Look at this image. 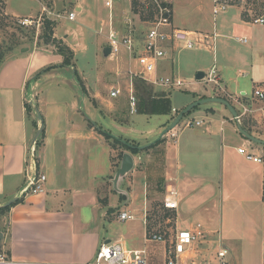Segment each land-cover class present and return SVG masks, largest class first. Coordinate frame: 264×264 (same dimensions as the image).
<instances>
[{
	"label": "crops",
	"instance_id": "1",
	"mask_svg": "<svg viewBox=\"0 0 264 264\" xmlns=\"http://www.w3.org/2000/svg\"><path fill=\"white\" fill-rule=\"evenodd\" d=\"M74 10H82L79 3ZM238 18L245 22L239 11ZM172 22L179 27L173 14ZM259 29L252 37L244 35L247 42H252L250 51L255 52L257 65L249 62L235 75L238 78L245 74L250 81H236L229 89L219 70L218 87L202 79H181L184 84L180 89L192 87L186 90L188 98L180 100V106H173L175 110L199 98L218 96L227 99L240 113L235 99L242 92L241 100L254 112L242 115L238 121L248 133L264 140V122L256 110L259 103L250 97L256 84L264 82V27ZM202 47L214 52V47ZM34 48L19 49L0 64V207L17 198L0 211L2 253L29 262L77 264L92 260L103 242L120 241L128 249L145 248L149 264H163L164 244L146 241V234L169 236L173 233L170 223L180 229L201 222L206 236L197 242L194 254H188L183 264H216L214 253L219 242L228 247L227 264H264V164L249 161L238 152V148L245 147L264 155V145L240 133L223 104L198 106L192 119L182 118L180 127L139 154L113 149L99 130L129 139L138 127L145 129L146 118L101 115L97 110L101 106L88 102L80 87L76 91L77 85L69 77L73 70L62 65V58ZM182 49L185 48L167 53L158 64V74L168 75L163 74V62ZM213 65L216 66L215 58ZM46 67L49 68L38 73ZM85 72L82 75L87 78ZM95 73H89V78H97L98 72ZM30 101L43 118L44 134L39 144L32 143L40 122L35 112L26 107ZM82 104L85 110L80 109ZM188 120L202 122L188 127ZM171 121L165 114L160 126L149 127L152 137L141 145L158 137ZM118 150L132 155L133 166L114 182L121 162L116 157ZM179 157L178 207L167 209L163 206L165 193L172 188L178 193L179 183L173 170ZM220 166L228 171L233 189H241L223 200L210 195L209 189L211 173L215 174ZM210 171L208 177L202 174ZM35 173L46 176L45 192L23 193L27 178ZM157 199L159 204L154 202ZM122 211L134 218L120 220ZM172 212L175 217L170 222L166 214Z\"/></svg>",
	"mask_w": 264,
	"mask_h": 264
},
{
	"label": "rangeland",
	"instance_id": "2",
	"mask_svg": "<svg viewBox=\"0 0 264 264\" xmlns=\"http://www.w3.org/2000/svg\"><path fill=\"white\" fill-rule=\"evenodd\" d=\"M263 1L233 0L232 7L214 16L212 0H173L174 23L181 28L199 33H215L214 52L202 46L177 50L174 55H169V60L167 58L163 62L165 67L163 74L176 75L186 82L197 81L196 73L203 71L207 74L215 58L217 70L229 89H233L236 81L240 84L242 81H250L247 75H239L235 78L239 69L245 68L247 63L257 65L254 57L256 54L250 51L252 42L250 43L249 40L242 43L238 37L244 35L252 37L254 32L261 30L259 29L261 27L241 21L238 18V11L241 19L246 20L248 13L257 12ZM78 3L82 7L81 11L74 10ZM72 11L75 12V18L68 20L67 15ZM110 17H112V25ZM154 17L153 6L141 0H115L111 12L104 5L103 0H0V60H6L24 47H36V49L59 55L62 58V65L73 70L69 77L71 76L72 82L77 85L74 86L76 91L79 92L81 88L82 95L86 93L88 102L95 107L101 106L97 108L101 115L111 118L118 116L146 118L147 124H143L145 129L138 127L137 132L127 139L129 143L141 145L152 137L149 127L152 129L160 126L165 114L171 118L175 117L180 107L173 112V106H180V100L188 98L189 94L186 90L191 89L192 86H183L181 88L183 90L168 89L154 87L141 79H135L133 83L137 105L136 111L130 113L125 99L129 85V77L124 73L128 64L127 55L124 53L110 57L103 54V47L107 46L106 34L111 27L119 34L130 32L138 35L149 27ZM26 18L30 22L23 24L22 21ZM46 21L52 23L51 38L55 40L51 43H46L43 38L42 31ZM60 51H64L65 56H68L67 64L64 63V57ZM118 70L121 71L120 76L116 73ZM83 71L88 72L87 78L83 77ZM89 73H95V75L90 79ZM202 80L205 82L204 78ZM117 83L120 84L122 93L118 98H109L110 86ZM88 86L89 89H87ZM203 86L206 87L205 84ZM85 107L82 104L80 109L85 110ZM195 110L196 108L185 115L183 120L192 119ZM177 126L180 127V122ZM173 173L179 183L177 189L180 196V157ZM210 173L211 171L202 174L208 177ZM211 175L210 195H215L216 199L223 200V197H231L241 190H235L234 185L229 184L231 181L229 173L222 166ZM240 195L243 196L241 192ZM154 202L160 203L159 199ZM187 205L188 202L185 201L183 206ZM174 212L166 214L171 218L170 222L174 221ZM172 225L173 223L169 224L171 233L175 231V226ZM165 235L168 237V233Z\"/></svg>",
	"mask_w": 264,
	"mask_h": 264
},
{
	"label": "built area",
	"instance_id": "3",
	"mask_svg": "<svg viewBox=\"0 0 264 264\" xmlns=\"http://www.w3.org/2000/svg\"><path fill=\"white\" fill-rule=\"evenodd\" d=\"M151 4L154 8L155 17L149 27L138 35L133 33L119 34L111 27L106 34L107 46L110 48L109 56H118L126 54L128 64L124 73L129 77L127 87V99L130 113L136 111L137 98L134 93V80L141 79L154 87H166L168 89L180 88L184 83L176 75L158 74V64L163 60L171 50L180 48H194L200 46H211L215 44V33L204 34L196 31L176 27L172 22V0H141ZM212 13L216 16L221 11H226L233 6V0H212ZM104 5L112 11L115 0H103ZM111 16V13H110ZM69 20L75 18V12L72 11L67 15ZM112 25V17H110ZM29 19H23L22 23H29ZM253 26L264 27V1L257 12L248 13L245 20ZM241 42H247V38H238ZM212 40V41H211ZM212 42V43H211ZM120 76L121 71L118 70ZM243 74V73H242ZM219 72L213 65L207 74L204 75L205 82L213 86H220ZM245 75V74H244ZM109 97L116 98L122 93L120 84H115L109 88ZM244 93H237L235 101L239 104L240 113L238 120L242 115L254 112L251 106L244 103ZM250 97L259 103L257 112H259L264 122V82L256 84L252 89ZM176 112L175 108L172 109ZM202 121L188 120L185 125L191 127L199 125ZM33 149L31 153L33 154ZM238 152L247 160L264 164L263 154H254L245 147L238 148ZM46 176L42 173L32 174L27 178L25 186L22 188L23 193L39 194L45 192ZM163 206L167 209H177L178 193L175 189H169L163 199ZM120 220L133 219L134 216L129 212L122 211L119 214ZM206 236V231L201 222H196L188 227L175 229V231L166 237L162 233L146 234L145 240L159 242L164 244V262L163 264H183L184 258L195 251L197 242ZM228 247L219 242L215 253L214 260L216 264H227ZM194 255L192 256V258ZM0 264H69L54 262H29L20 259L8 258L6 254L0 253ZM77 264H149L148 253L145 248L128 249L120 241L103 242L96 250L92 260ZM192 264H195L193 261Z\"/></svg>",
	"mask_w": 264,
	"mask_h": 264
},
{
	"label": "water",
	"instance_id": "4",
	"mask_svg": "<svg viewBox=\"0 0 264 264\" xmlns=\"http://www.w3.org/2000/svg\"><path fill=\"white\" fill-rule=\"evenodd\" d=\"M110 52V48L108 46H105L103 48V54L104 55H109ZM205 73L203 71H198L195 75V79L197 80H201L204 78ZM210 102H218L223 104L228 111L230 112L231 116L233 117V119L237 122V128L238 131L240 133H242L246 138H248L250 141L264 145V140L261 138H258L256 136L251 135L250 133H248L246 130H244L242 128V126L240 125L239 121H238V114L237 111L235 110V108L233 107V105L225 98L223 97H218V96H208V97H203V98H199L196 99L190 103H188L186 106H184L181 110H179V112L176 114V116L172 119V121L162 129L161 133L159 134L158 137H156L154 140H152L149 143L143 144V145H138V146H134L133 144L118 138L116 136H114L113 134H110L113 138H117L119 139L123 144H125L126 146L133 148L136 147L139 150H143L147 147H150L151 145L155 144L156 142H158L161 137L163 135H165L166 133L170 132L171 130H173L178 124L179 122L182 120V118L184 117V115H186L189 111H191L192 109L196 108L197 106L200 105H204L206 103H210ZM30 105L32 106L33 111L35 112L37 118L39 119L40 125L37 128L32 143L34 144L36 142V140L38 139V137L40 136L42 130H43V118L42 115L39 111V109L33 104L32 101L29 102ZM133 166V157L131 154H129L128 152H124L122 154V158H121V162H120V166L115 174V178H114V182L118 179V177L120 175L125 174L127 171H129ZM16 197L12 198L11 200H9L8 202H6L3 206H9L10 204H12L14 201H16Z\"/></svg>",
	"mask_w": 264,
	"mask_h": 264
},
{
	"label": "trees",
	"instance_id": "5",
	"mask_svg": "<svg viewBox=\"0 0 264 264\" xmlns=\"http://www.w3.org/2000/svg\"><path fill=\"white\" fill-rule=\"evenodd\" d=\"M51 26H52V23L51 22H47L46 21V23H44V29H43V31H42V33H43V38L45 39V41H46V43H51V42H53L55 39L54 38H51L52 37V32H51ZM60 53L63 55V57H64V63L65 64H67L69 61H68V56H65V52L64 51H60ZM1 62H2V60H0V64H1ZM49 67H46V68H44V69H42L40 72H38V73H41L42 71H45L46 69H48ZM144 81V80H143ZM150 85V84H149ZM26 107H27V109L29 110V111H31V110H33L32 109V106L30 105V103H28L27 102V104H26ZM198 107V106H197ZM196 107V108H197ZM195 109V108H194ZM193 110V109H192ZM191 110V111H192ZM191 111H189L187 114H189ZM178 113V112H177ZM186 114V115H187ZM176 116V115H175ZM185 116V115H184ZM174 117H172L171 119H173ZM103 135H104V137H105V139L107 140V141H109L110 142V145H111V147L113 148V149H119V148H121V149H126V150H128V151H130L132 154H138V153H140L141 152V150H139L138 148H136V147H133V148H130V147H128V146H126L125 144H123L119 139H117V138H113L109 133H107V132H102L101 130H99ZM43 134H44V131L42 130V132H41V134H40V136L38 137V139L36 140V142H37V144H39L40 142H41V138L43 137ZM125 141H127V142H129V140H127V139H125ZM159 142V141H158ZM158 142H156L155 144H157ZM131 144H133L134 146H138L137 144H134V143H131ZM152 146V145H151ZM150 146V147H151ZM149 147H147L145 150H147ZM122 154H123V152L122 151H119L118 150V152H117V154H116V157L118 158V159H121L122 158ZM263 198H264V191H263ZM12 205V204H11ZM9 206H4V207H0V211H3V210H5V209H7Z\"/></svg>",
	"mask_w": 264,
	"mask_h": 264
}]
</instances>
